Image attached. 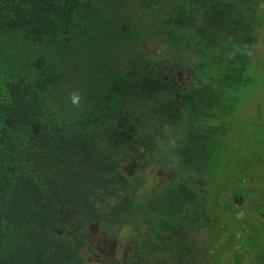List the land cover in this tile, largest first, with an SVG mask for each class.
I'll return each instance as SVG.
<instances>
[{"label":"trees","instance_id":"16d2710c","mask_svg":"<svg viewBox=\"0 0 264 264\" xmlns=\"http://www.w3.org/2000/svg\"><path fill=\"white\" fill-rule=\"evenodd\" d=\"M254 1L0 0V264H90L78 244L90 221L129 220L144 246L172 247L159 234L192 200L206 223L193 177L227 161L253 75L226 36L239 39ZM136 162L187 171L153 178L168 190L145 199Z\"/></svg>","mask_w":264,"mask_h":264},{"label":"flooded vegetation","instance_id":"af4514ba","mask_svg":"<svg viewBox=\"0 0 264 264\" xmlns=\"http://www.w3.org/2000/svg\"><path fill=\"white\" fill-rule=\"evenodd\" d=\"M242 12L245 16V22L248 20L251 24L239 27L235 29L239 32V39H234V35L226 36V38L231 41L237 50H239L238 60L245 69L252 74L251 71L258 74L259 71H256L255 68H259L261 72H264V0H256L252 3V7L248 8L247 4L243 2L242 4ZM247 7V8H246ZM244 8H246L244 10ZM244 25V24H243ZM247 30H250L251 34L249 37H245V33ZM254 32V35H253ZM262 50V54L260 53ZM231 54H234L232 51ZM237 63V64H238ZM227 68H231L230 72H233V66L229 65ZM191 78V76L189 77ZM247 91H253L252 88H244L243 89V99L240 101L238 105L236 117L237 115L241 116L244 108L247 106V101L250 98H247ZM255 106V104H254ZM257 110L259 107L256 105ZM229 118V117H228ZM228 132L223 138L222 144V152L223 157L225 159L235 158V160H231L226 162V167L222 172L221 176V186L214 187L211 183H203L198 181V173L194 175L193 180L195 183V193L198 196L204 199V208L205 213L208 215V219L206 223H200L198 228L193 230L188 229V234H191L195 237L194 247L190 249L188 252H182L177 249L176 241L172 238L169 242L175 244V249H171L170 245H164L166 249H160L157 246H144V237L146 233L143 231L139 232V228L130 227V221L127 220L126 223H117L111 226L109 229L103 228L101 223L91 221L88 224L87 234L85 233L83 236V245L82 242L79 241L78 244H81V253L86 258V260L90 264H149L143 261L142 253H144L148 259H150L151 255L160 254L161 259L157 262L158 264H189L190 258L193 254H197V256L201 258L206 257V251L198 246L199 238H197L198 233L205 232L210 228V231L216 232L217 237L216 240L223 241V246H218L219 250H223L221 253H225V262H220L219 264H264V253L263 252H250L248 245L254 244L256 240L251 239V232L256 231L257 235L259 233H264V212L256 213L255 210V201H252L246 195L245 190H242L240 185L237 187L236 183L242 182L241 186L243 189H246V176L240 174V177L233 176L231 172H253V170L259 171V168L256 167L254 162L250 165V161L248 160L250 156L246 153L245 150L250 149L247 144L243 143V140L240 136L234 135V133H238V125L233 124L234 119H228ZM183 129H180V133L177 135V138L181 140ZM254 154H257L253 150ZM247 156V157H246ZM137 162L132 166V168L127 169L132 175L135 173H142L143 176L147 178L145 186V191L140 189L141 184L135 183L134 186L138 189V194L146 196L145 199L149 195H153V192L156 190L158 192L164 191L166 189L164 184L154 185L155 187L150 186V182H153V178L155 177H165L166 180L169 178L173 172L174 176L178 174L177 172H186L187 170H179V169H165L163 166L159 164L158 167H153L149 164H138L137 166L142 168L139 169L135 167ZM246 167H249L246 169ZM194 172V171H190ZM215 173H207V175L214 176ZM180 175V174H179ZM164 182V179H163ZM177 183V182H176ZM217 188V189H216ZM143 191V192H142ZM218 201L221 204V208L218 207ZM249 202V203H248ZM196 201L192 200L189 202L191 209H197ZM191 209L188 212H184L187 217L191 214ZM182 213H178L176 216V220L180 218ZM230 219V223L236 229L232 231L230 227L225 226L222 228L223 222L226 219ZM219 220L218 226H214L210 224L211 222L216 223ZM148 223L147 221H145ZM206 225L203 227V225ZM126 228V230H132L131 234L128 237H121L122 232L119 229L120 227ZM223 229L221 231V229ZM225 228H228L225 230ZM99 230L104 234L114 235V245H102V240L96 238L94 241L91 240V237L94 233ZM81 231L83 229L81 228ZM261 231V232H260ZM62 230L60 231V233ZM227 233V234H226ZM226 234L228 237H223ZM108 236V235H107ZM118 237V238H117ZM257 237V236H256ZM188 245L189 242H185ZM263 243V242H262ZM96 246L97 248L93 247ZM125 246V247H124ZM227 249V250H225ZM211 252V250H209ZM167 254L169 258L167 261H163V254ZM110 255L111 257H108Z\"/></svg>","mask_w":264,"mask_h":264},{"label":"rangeland","instance_id":"374dc122","mask_svg":"<svg viewBox=\"0 0 264 264\" xmlns=\"http://www.w3.org/2000/svg\"><path fill=\"white\" fill-rule=\"evenodd\" d=\"M247 8V7H246ZM244 8V10L246 9ZM260 53L262 54V50H260ZM264 63V60H263ZM256 71H259L258 74L252 72V79L250 80V86L248 88H252L253 91H247V98H250L249 101H247V106L244 108L243 113H241V116L239 118V125L238 129L239 132L234 135H238L242 138L243 143L247 144L250 149L245 150L246 153L250 156L248 159L250 162H254L256 167L259 168V171L253 172H231L233 176L240 177V174L245 175L249 174L246 178L247 184L249 183L252 185L253 188L258 189L261 191V193L254 198L251 202L255 201V212H264V72H261L259 68H255ZM255 104V106H254ZM256 105L259 107V110H257ZM253 150L257 153L254 154ZM219 153L221 156L223 155L222 148L219 149ZM235 160V158L227 159V161L223 160L221 158L220 164L218 167L217 162H213L212 166L209 168V171H197L198 172V181L203 183H211L214 187H220L221 186V176L222 172L225 169L226 162ZM200 172H217L216 175L210 176L204 173ZM251 179V180H250ZM250 180V182H249ZM242 182L236 183V186H241ZM250 186V185H249ZM251 188V187H250ZM217 189V188H216ZM248 198H250V194L248 193ZM249 203V202H248ZM218 207L221 208V204L218 201ZM219 220L216 221V223L211 222L210 224L214 226H218ZM230 223V219H226L222 225V228L225 226L230 227L232 231L236 229L232 224ZM199 224L195 221H192L191 218L187 217L185 214L182 213L180 218L177 221V226L175 229L172 230V232H166L162 231V233L159 234L160 239H170L173 238L176 241V247L178 250L181 251L182 244L181 242H189L191 244V249L194 247L195 237L191 234H188L189 228H198ZM122 232L121 237L125 238L128 237V235L131 234L132 230L126 228H123L122 225L119 228ZM221 229V228H220ZM228 228H225L227 230ZM223 229H221L222 231ZM261 232V231H260ZM227 234V233H226ZM224 234L223 237H228V235ZM108 235V236H107ZM104 234L103 232L97 230L94 235L91 237V240H95L96 238H99L102 240V245H114V235H111L112 237H109L110 234ZM172 236V237H170ZM251 239L256 240L254 244L248 246L250 252H263L264 253V233H259L257 235L256 231L251 232ZM257 236V237H256ZM217 233L214 231H210V228L206 230L205 232L198 233L197 238H199L198 246L206 251V257L201 258L197 256V254H193L190 258L189 264H219L218 259L220 262H225L226 254L219 253L223 250H219L218 246H223V241L216 240ZM118 238V237H117ZM161 241V240H160ZM174 242V241H172ZM172 242H169L172 244ZM263 242V243H262ZM164 242L161 241L159 244L160 249H166L164 247ZM93 247L97 248L93 245ZM125 247V246H124ZM175 244H172L171 249H175ZM224 247V246H223ZM211 250V252L209 251ZM227 250V249H225ZM184 252V251H182ZM108 257H111L108 255ZM169 256L167 254H163V261H167ZM142 259L146 263L149 264H158L157 262L161 259L160 254L157 255H151L150 259L147 258V256L142 253ZM182 264V262H180Z\"/></svg>","mask_w":264,"mask_h":264},{"label":"clouds","instance_id":"9594fccd","mask_svg":"<svg viewBox=\"0 0 264 264\" xmlns=\"http://www.w3.org/2000/svg\"><path fill=\"white\" fill-rule=\"evenodd\" d=\"M69 97L71 100V104L74 108H80L83 101L82 90L75 89L71 93H69Z\"/></svg>","mask_w":264,"mask_h":264},{"label":"crops","instance_id":"0c3cea01","mask_svg":"<svg viewBox=\"0 0 264 264\" xmlns=\"http://www.w3.org/2000/svg\"><path fill=\"white\" fill-rule=\"evenodd\" d=\"M247 178V177H246ZM251 180V179H250ZM250 180H249V182H250ZM262 252V251H261Z\"/></svg>","mask_w":264,"mask_h":264}]
</instances>
